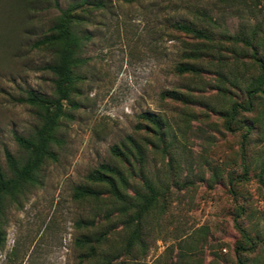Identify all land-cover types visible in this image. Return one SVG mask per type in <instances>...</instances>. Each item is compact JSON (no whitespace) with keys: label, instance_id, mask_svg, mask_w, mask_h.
Here are the masks:
<instances>
[{"label":"rangeland","instance_id":"obj_1","mask_svg":"<svg viewBox=\"0 0 264 264\" xmlns=\"http://www.w3.org/2000/svg\"><path fill=\"white\" fill-rule=\"evenodd\" d=\"M83 1L0 0L3 171V148L16 158L23 155L13 133L26 136L37 124L34 109L20 98L28 90L46 96L52 92V75L43 68L53 60L51 49L33 46V42L53 23L59 9L78 3L74 10L80 20L75 32L81 42L79 57L84 60L76 69L81 76L77 107L60 132L62 143L56 149V159L43 168L39 184L27 191L17 206L3 207L0 264H85L74 240L84 230L92 234L108 228L114 232L120 227L118 219L103 221L104 207L76 201L72 192L75 186L88 184L86 175L98 165L118 166L110 147L124 142L127 136L138 140L134 125L141 112L158 114L169 123L168 138H174L180 158L172 169L177 180L172 185L171 170L164 164L167 155L162 158L147 150L145 176L161 185L165 197L159 207L162 212H151L147 249L142 257L134 258V264H186V258H179L177 251H185L188 246L200 253L201 264H237L234 247L240 235L234 219L254 239V252L248 257L255 262L248 264H264V185L250 170L246 179L235 181L233 198L224 178L208 180L212 165L220 168L222 177L226 171L240 174V136L222 130L215 114L208 115L206 124L185 121L180 114L185 108L181 103L159 97L161 91L177 88L200 97L201 102H219L214 87L207 88L221 69L212 51L197 63L201 69L199 82L173 72L176 63L185 61L182 55L190 45L171 30L170 23L213 26L215 20L216 31L224 29L230 35L246 34L261 25L258 34L264 41V0ZM199 13H206L210 20ZM223 44L236 52L242 48L240 43L237 48L229 42ZM226 57L232 60V54L225 53ZM228 70L222 68L224 73ZM263 147L264 141L249 149L255 150L251 157L255 170L264 162ZM129 184L139 187L132 180ZM235 205L243 208L239 216ZM90 219L93 225L84 230L75 225L78 220ZM201 231L204 238L198 237ZM194 238L198 239L192 241ZM101 252L112 254V250ZM114 260L124 258L117 256Z\"/></svg>","mask_w":264,"mask_h":264},{"label":"trees","instance_id":"obj_2","mask_svg":"<svg viewBox=\"0 0 264 264\" xmlns=\"http://www.w3.org/2000/svg\"><path fill=\"white\" fill-rule=\"evenodd\" d=\"M218 1L223 3L226 0ZM83 2L82 0L81 3ZM77 5L80 3L59 9L53 23L33 42V46L51 49L53 60L43 68L52 75V92L51 95L46 96L28 90L25 97L19 100L34 109L37 124L26 136L13 133L14 141L23 151L20 158L11 155L5 148L2 150L6 172L0 166V219L5 204L17 206L23 195L39 184L43 168L56 159V149L62 143L60 132L65 121L71 118L72 111L77 107L76 97L79 94L78 82L81 76L76 69L84 62L83 58L79 57L81 42L75 32V24L80 20L78 12L74 10ZM199 16L206 21L210 20L206 13H199ZM212 24L213 26H197L189 22H172L169 26L176 35L184 37V42L190 45L182 55L185 61L173 66L176 75L186 76L192 81L199 82L201 69L197 63H200V60L205 58L204 55L211 51L216 55V65L221 69L217 70L213 84H208L207 88L210 87L209 85L214 87L215 94L219 98L217 105L209 104L205 100L201 102L200 97H193L177 88L163 90L159 93V97L181 103L185 108L180 114L185 121L194 119L206 124L208 115L215 114L220 119L222 130L238 133L240 174L234 175L232 171H226L222 177L217 165L210 166L208 173L210 182L224 178L228 194L236 198V182L246 179L250 170L253 171L252 176L256 181L261 186L264 185V162L255 170L251 165V157L255 150L252 152L249 150L254 143L260 144L264 141V41L258 34L261 25L254 26L246 34L230 35L224 29L218 28L216 31L218 26L215 20ZM225 42L235 45L236 48L240 43L242 48L238 52L234 49L228 50L223 44ZM225 53L232 54L231 61H227ZM222 68L229 70L224 73ZM198 82L195 84L198 85ZM193 105L199 106L198 110L193 108ZM137 119L134 129L139 134L138 140L127 136L124 142L110 147V153L118 166L100 164L86 175L88 184L73 188L74 200L93 202V208L104 207L103 221L118 219L120 224L114 232L108 228L90 234L84 229L93 225L92 219L75 222L77 228L84 230L74 243L82 250L85 264L93 262L134 264L137 261L135 257L144 255L147 249L146 234L150 224L149 217L153 210H157L158 214L162 212L159 207L163 206L165 197V190L161 185L154 184L145 176L144 166L148 149L152 154H159L162 158L167 155L164 164L171 170L169 173L171 184L176 185L177 180L172 169H175L177 166L175 160H179L180 157L174 138H168L169 123L160 115L150 112L139 113ZM131 180L139 183V187L130 185ZM127 189H130V192ZM101 200L103 202H100ZM241 211L243 208L235 205L237 216ZM234 221L240 235L234 247L236 262L237 264L254 263L255 260L248 257L254 252V239L245 227L240 226L236 219ZM199 236L204 238L202 231ZM3 239L4 235L0 227V249ZM105 249L112 250V254L102 255L101 251ZM117 256H123L124 260H114ZM177 256L186 258V264H201L202 261L200 253L191 246L185 251H177Z\"/></svg>","mask_w":264,"mask_h":264}]
</instances>
